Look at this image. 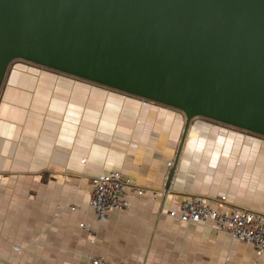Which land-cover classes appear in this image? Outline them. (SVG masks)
I'll use <instances>...</instances> for the list:
<instances>
[{
  "label": "crops",
  "instance_id": "1",
  "mask_svg": "<svg viewBox=\"0 0 264 264\" xmlns=\"http://www.w3.org/2000/svg\"><path fill=\"white\" fill-rule=\"evenodd\" d=\"M14 61L0 94V264H264L211 222L168 214L188 196L264 214V138ZM121 171L145 190L100 221L92 178ZM74 208V209H73ZM85 224V225H83Z\"/></svg>",
  "mask_w": 264,
  "mask_h": 264
},
{
  "label": "water",
  "instance_id": "2",
  "mask_svg": "<svg viewBox=\"0 0 264 264\" xmlns=\"http://www.w3.org/2000/svg\"><path fill=\"white\" fill-rule=\"evenodd\" d=\"M25 61L264 136V0H0V94Z\"/></svg>",
  "mask_w": 264,
  "mask_h": 264
},
{
  "label": "built area",
  "instance_id": "3",
  "mask_svg": "<svg viewBox=\"0 0 264 264\" xmlns=\"http://www.w3.org/2000/svg\"><path fill=\"white\" fill-rule=\"evenodd\" d=\"M91 184L90 204L100 221H105L112 212L129 209L130 197L141 196L146 192L121 171L96 176L92 178ZM227 201L226 194L216 197L188 196L181 202L178 210H170L168 214L186 223L211 222L217 232H227L233 240L250 243L258 253H263L264 214L241 207H235L232 211L219 210L218 205ZM90 262L91 264H127L108 261L101 257H91Z\"/></svg>",
  "mask_w": 264,
  "mask_h": 264
},
{
  "label": "rangeland",
  "instance_id": "4",
  "mask_svg": "<svg viewBox=\"0 0 264 264\" xmlns=\"http://www.w3.org/2000/svg\"><path fill=\"white\" fill-rule=\"evenodd\" d=\"M159 104V103H158ZM173 109H176V108H173ZM176 110H178V109H176ZM196 119H206V118H203V117H198V118H196ZM195 120V119H194ZM207 120H209V119H207ZM212 122H215V121H212ZM215 123H218V124H222V125H226V124H223V123H220V122H215ZM226 126H229V127H231V128H233V130L234 129H236V131L237 130H239V131H243V132H247V131H245V130H242V129H239V128H237V127H233V126H230V125H226ZM247 133H250V134H253V133H251V132H247ZM254 135V134H253ZM255 135H258V134H255ZM254 135V136H255ZM258 136H261L262 138H264V136H262V135H258ZM227 199H228V196H227ZM219 209V208H218ZM220 210V209H219Z\"/></svg>",
  "mask_w": 264,
  "mask_h": 264
}]
</instances>
